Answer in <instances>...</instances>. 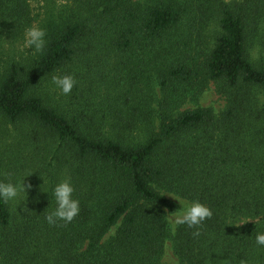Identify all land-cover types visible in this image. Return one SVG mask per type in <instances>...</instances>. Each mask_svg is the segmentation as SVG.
Instances as JSON below:
<instances>
[{"label":"trees","instance_id":"obj_1","mask_svg":"<svg viewBox=\"0 0 264 264\" xmlns=\"http://www.w3.org/2000/svg\"><path fill=\"white\" fill-rule=\"evenodd\" d=\"M32 1L46 48L0 73V117L23 134L0 181L32 185L0 201L2 264H165L168 242L178 264H264V0H0V53ZM57 71L76 80L58 99L42 88ZM211 85L221 113L179 111ZM65 178L80 212L50 226ZM167 194L213 210L200 236L170 225Z\"/></svg>","mask_w":264,"mask_h":264},{"label":"clouds","instance_id":"obj_2","mask_svg":"<svg viewBox=\"0 0 264 264\" xmlns=\"http://www.w3.org/2000/svg\"><path fill=\"white\" fill-rule=\"evenodd\" d=\"M46 31L38 25H30L24 28L22 43L19 45L20 51L31 50L33 55L43 54L46 48ZM51 83L59 94L68 96L76 85V80L71 74H61L59 71L51 77ZM32 175V174H30ZM28 175V176H30ZM26 176V177H28ZM44 183H46L43 178ZM32 185L22 182L0 181V201L5 203L17 201L22 194H26ZM44 193H49L46 189H41ZM75 187L68 178L57 182L51 189V198L55 202V207L47 212L45 220L50 226L57 225L58 222L71 223L80 212V201L74 197ZM181 205L179 211H174L169 215V222L173 226L186 225L189 229H196L193 236L201 235L200 228L204 222L213 216V210L199 200L190 202L177 199ZM25 212H30L27 207ZM252 221H241L239 225ZM255 244L264 248V231L255 230Z\"/></svg>","mask_w":264,"mask_h":264},{"label":"rangeland","instance_id":"obj_3","mask_svg":"<svg viewBox=\"0 0 264 264\" xmlns=\"http://www.w3.org/2000/svg\"><path fill=\"white\" fill-rule=\"evenodd\" d=\"M61 0H56L57 3H59ZM226 2H231L233 0H225ZM32 10H33V14L34 16H39L40 18H43L44 15V11L46 8L44 3H36V1H32ZM33 24L38 25L39 26V20L37 19V21H35ZM32 24V25H33ZM16 45L13 47V49L11 48V44L9 41L5 42V44L3 45L2 51L3 53H0V73L4 70V67L6 66V63L8 62V58L11 56L14 59H19L22 60V58L24 57H28L30 55V50H25V51H20V47L19 45L22 43V37L17 39V41L15 42ZM108 64L110 65V67L107 69L108 72L112 71L113 68L111 66H113V62H108ZM129 70V69H128ZM128 71L124 70V73L122 74L124 79L127 78L125 77L126 73ZM123 86L126 87L125 83H122ZM44 89H47L50 92V95L52 96V91L54 92V97H56L57 99L60 98L62 95L59 94V92L55 89L54 85H52L51 82H49L48 84L43 85ZM104 92V91H103ZM159 93V92H157ZM157 96L159 97L160 95L157 94ZM226 106V102L225 99L222 98L220 95H218L215 91V88L213 85H211L203 94L202 96H200V98L198 99L197 102L188 100L180 109V112L186 111V110H195L197 108H210L213 109L214 113L219 114L221 113ZM21 127H19L18 125H13L10 123H7L6 121H4L1 117H0V151L4 150L5 148H13V146H17L16 144H18L17 142L20 140V138H23V134H21ZM167 197L172 200L177 206H178V211L180 210L179 208L181 207L179 200H183L180 199L178 197H175L173 195L167 194ZM186 201V200H184ZM188 202V201H187ZM169 219V218H168ZM171 226H173L172 223H170ZM113 233V231L111 232ZM163 262L165 264H178L177 263V259L174 256V253L172 251L171 248V243L168 242L166 247H165V253H164V258H163ZM0 264H2V262L0 261Z\"/></svg>","mask_w":264,"mask_h":264}]
</instances>
